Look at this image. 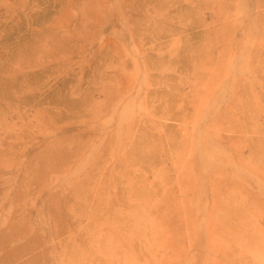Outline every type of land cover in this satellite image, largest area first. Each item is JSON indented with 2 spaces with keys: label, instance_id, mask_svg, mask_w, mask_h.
Returning <instances> with one entry per match:
<instances>
[{
  "label": "rangeland",
  "instance_id": "obj_1",
  "mask_svg": "<svg viewBox=\"0 0 264 264\" xmlns=\"http://www.w3.org/2000/svg\"><path fill=\"white\" fill-rule=\"evenodd\" d=\"M0 264H264V0H0Z\"/></svg>",
  "mask_w": 264,
  "mask_h": 264
}]
</instances>
